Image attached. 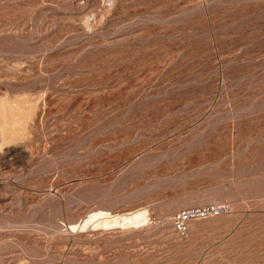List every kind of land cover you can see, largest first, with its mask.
Returning a JSON list of instances; mask_svg holds the SVG:
<instances>
[{"label": "rangeland", "instance_id": "rangeland-1", "mask_svg": "<svg viewBox=\"0 0 264 264\" xmlns=\"http://www.w3.org/2000/svg\"><path fill=\"white\" fill-rule=\"evenodd\" d=\"M0 264H264V0H0Z\"/></svg>", "mask_w": 264, "mask_h": 264}, {"label": "bare ground", "instance_id": "bare-ground-1", "mask_svg": "<svg viewBox=\"0 0 264 264\" xmlns=\"http://www.w3.org/2000/svg\"><path fill=\"white\" fill-rule=\"evenodd\" d=\"M147 222V214L145 211L135 210L126 214H110L107 212H97L91 214L83 223L81 227L82 232L88 226H92L93 230H113L121 229L125 226H138L139 224ZM75 227L72 228L74 230Z\"/></svg>", "mask_w": 264, "mask_h": 264}, {"label": "built area", "instance_id": "built-area-1", "mask_svg": "<svg viewBox=\"0 0 264 264\" xmlns=\"http://www.w3.org/2000/svg\"><path fill=\"white\" fill-rule=\"evenodd\" d=\"M207 214H211V215H217V210L215 208H212L208 211H197L196 214L192 213L191 215H187V214H182L180 217H179V220H181L180 224L178 225V231L181 233V234H185L187 232V228L186 226L184 225V223L190 218V217H205Z\"/></svg>", "mask_w": 264, "mask_h": 264}]
</instances>
